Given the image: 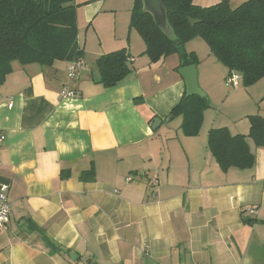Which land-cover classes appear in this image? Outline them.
<instances>
[{
    "label": "crops",
    "instance_id": "obj_1",
    "mask_svg": "<svg viewBox=\"0 0 264 264\" xmlns=\"http://www.w3.org/2000/svg\"><path fill=\"white\" fill-rule=\"evenodd\" d=\"M134 2L74 0L86 65L75 80L68 62H13L0 85V184L10 205L0 264H264V147L248 137L250 117H264V77L228 89L227 69L203 40L187 42L207 99L188 135L170 115L185 93L180 59L149 62L130 28ZM121 49L131 73L106 88L95 61ZM64 86L78 97L60 99ZM222 128L245 137L251 166L219 165L208 138ZM39 230L64 251L51 254Z\"/></svg>",
    "mask_w": 264,
    "mask_h": 264
},
{
    "label": "trees",
    "instance_id": "obj_2",
    "mask_svg": "<svg viewBox=\"0 0 264 264\" xmlns=\"http://www.w3.org/2000/svg\"><path fill=\"white\" fill-rule=\"evenodd\" d=\"M161 1L172 35L156 26L151 15L143 11L141 0H135L130 16V28L142 39L151 64L177 54L180 67L196 65L197 57L186 52L185 44L198 37L227 69V76L236 73L242 77L243 86L264 77V0H247L235 8L229 0L207 7L197 6L193 0ZM76 7L74 0H0V85L11 73L13 62L51 66L82 56L77 43ZM188 18L200 23L191 26ZM128 60L126 49L98 57V82L109 88L125 81L131 73ZM206 107V98H186L184 94L170 115L181 116L184 131L194 135ZM250 124L248 137L264 147V117L251 116ZM208 147L223 169L249 167L254 160L245 137H232L224 128L210 132ZM89 174L92 171L81 174L80 179L86 180ZM40 232L51 254L64 251Z\"/></svg>",
    "mask_w": 264,
    "mask_h": 264
},
{
    "label": "built area",
    "instance_id": "obj_3",
    "mask_svg": "<svg viewBox=\"0 0 264 264\" xmlns=\"http://www.w3.org/2000/svg\"><path fill=\"white\" fill-rule=\"evenodd\" d=\"M85 68L86 65L82 57H78L77 59L68 62L66 68V76L68 80L73 81L76 78H78L79 74ZM239 81H240V76L236 73H231L225 78V86L231 90L237 89L239 86ZM77 97L78 94L75 91L68 88L67 86H64L59 93L60 99H73ZM11 106L12 103L8 102L7 107L11 108ZM2 143H3V134L0 133V148L2 146ZM127 180L130 181L131 178H128ZM149 186L151 188H155L157 186V180L150 179ZM8 191H9V184L6 183L0 184V230L4 229L9 222L10 205L7 196ZM156 196H157L156 193L152 192L150 197L154 199ZM245 211L248 216L256 215V210L254 208H247Z\"/></svg>",
    "mask_w": 264,
    "mask_h": 264
},
{
    "label": "water",
    "instance_id": "obj_4",
    "mask_svg": "<svg viewBox=\"0 0 264 264\" xmlns=\"http://www.w3.org/2000/svg\"><path fill=\"white\" fill-rule=\"evenodd\" d=\"M142 3V9L144 12H147L151 15L153 18L154 23L156 26L166 33L167 35H172V31L169 28L168 22H167V16H166V10L162 4L161 0H141ZM188 22L191 26H195L198 23H200L199 20H194L191 18H188ZM178 74L182 77L184 81L185 86V97L189 98L192 96H198L200 98H205L204 92L200 89L198 82H197V69L196 65H188L181 67L178 70ZM172 119L170 116L168 120ZM161 120L158 118L154 120L152 124V130H156V128L160 125ZM247 219L246 221H248ZM69 257L72 261H75L77 259L76 254L69 253ZM86 264H90V261H87Z\"/></svg>",
    "mask_w": 264,
    "mask_h": 264
},
{
    "label": "rangeland",
    "instance_id": "obj_5",
    "mask_svg": "<svg viewBox=\"0 0 264 264\" xmlns=\"http://www.w3.org/2000/svg\"><path fill=\"white\" fill-rule=\"evenodd\" d=\"M236 1H240L241 2V1H244V0H235V1L232 0V3H231L232 7H235L237 5ZM218 2H219V0H193V4H195L197 6H201V7L211 6V5H214V4L218 3ZM197 40L200 41V39H197Z\"/></svg>",
    "mask_w": 264,
    "mask_h": 264
}]
</instances>
